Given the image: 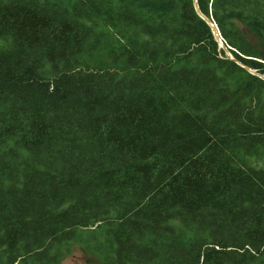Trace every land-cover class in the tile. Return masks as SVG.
<instances>
[{"label":"trees","instance_id":"obj_1","mask_svg":"<svg viewBox=\"0 0 264 264\" xmlns=\"http://www.w3.org/2000/svg\"><path fill=\"white\" fill-rule=\"evenodd\" d=\"M197 3L233 58L194 0H0V264H264V0Z\"/></svg>","mask_w":264,"mask_h":264},{"label":"rangeland","instance_id":"obj_2","mask_svg":"<svg viewBox=\"0 0 264 264\" xmlns=\"http://www.w3.org/2000/svg\"><path fill=\"white\" fill-rule=\"evenodd\" d=\"M91 260H96L93 254L89 253L80 245L72 244L71 251L64 256L61 264H84Z\"/></svg>","mask_w":264,"mask_h":264},{"label":"water","instance_id":"obj_3","mask_svg":"<svg viewBox=\"0 0 264 264\" xmlns=\"http://www.w3.org/2000/svg\"><path fill=\"white\" fill-rule=\"evenodd\" d=\"M194 3H195L196 10H197V11L199 12V14H200V15L206 20V22H208L209 25L212 27L213 32H214V34H215V37H216V39H217L219 45H220L222 48H224V49L226 50L227 53H229V55L231 56V58H233V55L231 54V52H230V50H229L231 47H228V46L226 45V43L224 42V40H223V38H222V36H221V34H220V31H219V29H218L216 23H215L210 17L206 16L205 14H203V13L200 11V8H199V6H198L197 0H194ZM238 62H239V61H238ZM239 63H240V62H239ZM241 64H242V63H241ZM242 66H244V67H245L246 69H248L249 71H251V72H253V73H256V71H254V70L251 69L250 67H248V66H246V65H243V64H242ZM256 74H258V73H256ZM259 75H260V74H259ZM261 76L264 78V75H261Z\"/></svg>","mask_w":264,"mask_h":264}]
</instances>
